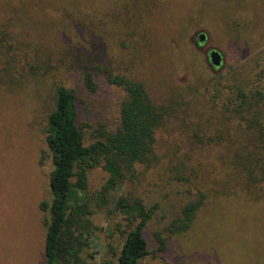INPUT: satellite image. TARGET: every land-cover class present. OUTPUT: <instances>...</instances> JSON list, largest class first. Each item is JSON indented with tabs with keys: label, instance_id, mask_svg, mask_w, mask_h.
Listing matches in <instances>:
<instances>
[{
	"label": "rangeland",
	"instance_id": "rangeland-1",
	"mask_svg": "<svg viewBox=\"0 0 264 264\" xmlns=\"http://www.w3.org/2000/svg\"><path fill=\"white\" fill-rule=\"evenodd\" d=\"M25 1L35 6L31 20L37 27L12 25L9 33L0 34V264H45L50 214L40 203L51 200L47 116L54 82L79 87L70 75L73 57L94 50L111 72L148 85L153 79L158 91L163 90L153 64L149 76L143 62L138 0ZM155 7L150 18L160 23L157 31L169 36L172 49L168 59L173 72L165 96L172 97L173 106L156 132L155 157L148 165H137L135 174L110 192L108 204H98L107 173L101 167L89 171L92 214L82 258L101 264L111 258L110 244L118 253L124 236L116 223L129 229L127 214L115 206L124 195L157 204L143 231L148 253L138 264H264V177L247 176L237 164L240 145L242 154L255 155L253 131L245 120L250 111L240 119L225 112L230 87L241 88L248 99L259 98L264 110V0H159ZM11 14L0 6V23L18 24ZM13 33L17 44L12 43ZM201 33L204 41H199ZM211 49L221 55L217 67L209 61ZM24 55L50 61L56 69L30 81ZM122 94L101 83L88 98L107 99L108 126L118 121ZM217 127L227 129L226 134H218ZM91 132L85 129V143L91 142ZM192 201L200 204L189 228L169 233L167 227ZM155 233L166 239L165 250H157Z\"/></svg>",
	"mask_w": 264,
	"mask_h": 264
},
{
	"label": "trees",
	"instance_id": "trees-1",
	"mask_svg": "<svg viewBox=\"0 0 264 264\" xmlns=\"http://www.w3.org/2000/svg\"><path fill=\"white\" fill-rule=\"evenodd\" d=\"M0 1L3 2L1 9L9 10L18 20V24L12 20L0 23V34L9 33L7 29L12 25L22 26L24 29L36 26L31 20L35 6L32 8L29 1ZM138 1L141 5L139 18L143 24L141 47L146 51L143 62L145 64L147 61L145 66L148 74L152 71L156 73L153 76L163 86V90L158 91L153 79L151 85H148L143 80L125 73L111 72L104 65L105 59L94 50L93 53L87 51L83 57H73L72 64L70 63L72 73L68 67V72L71 73L69 74L76 78L79 87H70L67 81L54 82L51 91L52 109L47 116L45 137L52 161L49 173L51 200L40 203V208L48 210L50 214L46 222L43 247L45 264H87L82 258V252L88 246L86 237L91 226V198L87 193L89 171L101 167L107 173L99 190L98 204H108L110 192L124 181L127 175H134L137 165H148L155 157L156 132L172 109L173 104L169 102L172 97L165 96L171 81L167 78L173 72L171 60L168 59L172 52L168 43L169 36L161 37L157 31L160 23H154V19L150 18L159 0ZM16 37L13 33V44L18 43ZM24 58L27 59L30 81L42 79L55 68L50 61H40L36 56L35 59H28L24 55ZM149 63L153 64L152 71L148 68ZM101 83L119 88L123 93L118 103V121L114 126H108L107 99H88L98 93ZM256 94L258 95L259 91H256ZM255 97L252 95L248 99L241 88L231 90L230 87L225 99V112L240 119L250 111L245 120L247 128L253 131L255 155L242 154L240 145L237 164L241 165V171L247 176L264 177V110L258 106L260 99L255 100ZM223 116L224 119H229L228 115ZM88 128H91L92 140L85 143V129ZM215 130L222 135L227 132V129L220 127ZM239 143L240 140L237 141V144ZM246 146L248 145L243 148ZM199 204V201L186 204L180 216L167 227V231L178 233L189 228ZM115 206L127 214L125 218L128 220L129 229L122 230L121 225L116 223V230H120L124 236L122 245L116 253L110 244L111 258H115V255L116 258L105 259L101 264H138L148 253L143 231L155 213L157 204L146 205L138 197L121 195L115 200ZM154 239L157 250H165L166 239L159 233H155ZM164 264L174 263L166 261Z\"/></svg>",
	"mask_w": 264,
	"mask_h": 264
},
{
	"label": "water",
	"instance_id": "water-1",
	"mask_svg": "<svg viewBox=\"0 0 264 264\" xmlns=\"http://www.w3.org/2000/svg\"><path fill=\"white\" fill-rule=\"evenodd\" d=\"M205 39V35L203 33H201L199 35V41H204ZM208 57H209V61L210 63L217 67L221 64V55L220 53L216 50V49H211L209 52H208Z\"/></svg>",
	"mask_w": 264,
	"mask_h": 264
}]
</instances>
